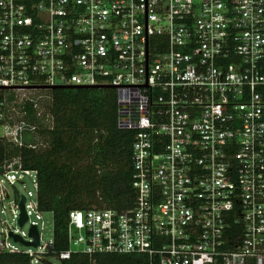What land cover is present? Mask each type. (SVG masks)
I'll return each mask as SVG.
<instances>
[{
	"label": "built area",
	"instance_id": "obj_1",
	"mask_svg": "<svg viewBox=\"0 0 264 264\" xmlns=\"http://www.w3.org/2000/svg\"><path fill=\"white\" fill-rule=\"evenodd\" d=\"M68 86L116 91L136 196L71 210L68 249L54 256L264 264V0H0V202L18 222L2 223L0 253L32 264L54 237L42 243L39 172L17 152L46 147L26 142L40 128L30 107L50 123V91ZM33 174L36 201L11 197L6 184ZM33 227L42 252L18 249Z\"/></svg>",
	"mask_w": 264,
	"mask_h": 264
},
{
	"label": "trees",
	"instance_id": "obj_2",
	"mask_svg": "<svg viewBox=\"0 0 264 264\" xmlns=\"http://www.w3.org/2000/svg\"><path fill=\"white\" fill-rule=\"evenodd\" d=\"M51 122L34 115L40 128L27 134L26 168L39 172L42 210L54 216V248L68 249V216L73 209L90 207L125 209L134 204L132 146L134 131L117 125V94L112 88H60L51 90ZM43 140H41V139ZM0 264H32L24 253H0ZM64 264H149L148 256L75 253Z\"/></svg>",
	"mask_w": 264,
	"mask_h": 264
},
{
	"label": "rangeland",
	"instance_id": "obj_3",
	"mask_svg": "<svg viewBox=\"0 0 264 264\" xmlns=\"http://www.w3.org/2000/svg\"><path fill=\"white\" fill-rule=\"evenodd\" d=\"M35 181L36 179L34 177V174L32 176L25 175V186L21 183H16L15 186L11 184H6V187L11 193V197H15V195L19 193L21 196H26L29 202H35L37 199ZM29 192H31L32 195H30ZM32 217L33 219H35V215H33ZM4 221H8L13 224H18V222L14 220L13 215L10 213L9 210L3 211V206L0 202V228ZM24 229L28 231L30 229L29 224H25ZM40 230L43 232L42 243H45L54 237V216L52 212H45L43 214V219L40 220ZM12 241L20 250H32L35 252H42V248L28 246L23 242L15 239H13ZM38 264H64V262L54 255H46L44 261H40Z\"/></svg>",
	"mask_w": 264,
	"mask_h": 264
},
{
	"label": "water",
	"instance_id": "obj_4",
	"mask_svg": "<svg viewBox=\"0 0 264 264\" xmlns=\"http://www.w3.org/2000/svg\"><path fill=\"white\" fill-rule=\"evenodd\" d=\"M60 88H108L107 86L104 87H81V86H68V87H60ZM60 88H55V89H60ZM24 201L25 199L22 200L21 204H22V217L20 219V224L23 225L25 223V221L27 220V214L25 212L24 209ZM30 234L35 238V241L33 243L30 242H26V244L28 245H34V246H38L39 245V233H38V229L36 227H33L30 231ZM16 240H20L22 241L18 236H14Z\"/></svg>",
	"mask_w": 264,
	"mask_h": 264
}]
</instances>
